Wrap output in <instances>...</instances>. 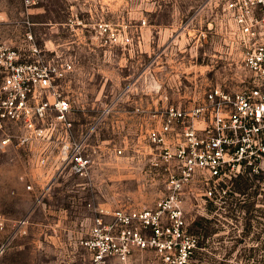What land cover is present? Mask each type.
Returning a JSON list of instances; mask_svg holds the SVG:
<instances>
[{"label":"rangeland","instance_id":"rangeland-1","mask_svg":"<svg viewBox=\"0 0 264 264\" xmlns=\"http://www.w3.org/2000/svg\"><path fill=\"white\" fill-rule=\"evenodd\" d=\"M213 7L214 0H35L30 7L0 0V43L27 54L30 29L44 50L71 52L75 68L64 87L74 133L97 123L87 139L94 161L85 175L38 176L21 148L0 150V264H87L81 240L97 207L148 206L162 194L161 180L141 171L131 150L111 155V147L154 125L135 105L160 107L208 85L233 90L248 83L250 72L224 31L221 40L209 27ZM99 19L126 34L125 43L106 47L91 39ZM113 97V109L99 121ZM230 186L226 206L194 199L185 205L197 240L190 264H264V178L240 175Z\"/></svg>","mask_w":264,"mask_h":264},{"label":"built area","instance_id":"built-area-1","mask_svg":"<svg viewBox=\"0 0 264 264\" xmlns=\"http://www.w3.org/2000/svg\"><path fill=\"white\" fill-rule=\"evenodd\" d=\"M22 1L27 7L35 3ZM211 13L209 27L221 40L224 31L249 81L233 90L208 85L160 107L135 105L133 111H148L154 125L123 146L113 145L110 154L131 150L141 171L161 180L162 194L148 206L97 207L81 240L87 264H190L197 240L187 229L185 205L194 199V205L226 206L233 177L264 178V0H214ZM89 37L111 47L128 36L99 19ZM24 41L27 54L0 43V150L21 148L38 176L85 175L94 161L87 139L97 123L74 133L72 99L64 86L76 57L39 47L30 29ZM115 99L101 107L99 121Z\"/></svg>","mask_w":264,"mask_h":264},{"label":"crops","instance_id":"crops-1","mask_svg":"<svg viewBox=\"0 0 264 264\" xmlns=\"http://www.w3.org/2000/svg\"><path fill=\"white\" fill-rule=\"evenodd\" d=\"M124 94V93H123ZM114 122H117V121H114Z\"/></svg>","mask_w":264,"mask_h":264}]
</instances>
